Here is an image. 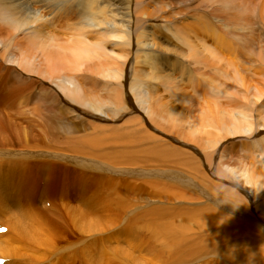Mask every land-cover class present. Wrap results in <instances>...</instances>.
<instances>
[{"label":"rangeland","instance_id":"obj_1","mask_svg":"<svg viewBox=\"0 0 264 264\" xmlns=\"http://www.w3.org/2000/svg\"><path fill=\"white\" fill-rule=\"evenodd\" d=\"M5 7L18 24L0 22V38L16 58L15 45L28 50L33 65L29 74L0 58V194L14 201L11 209L36 213L50 236L49 246L24 250L15 262L264 264V214L244 196L264 191L263 0H12ZM36 8L40 17L31 14ZM112 13L137 22L128 31L139 41L136 49L109 47L117 40L99 28L127 31ZM33 32L54 51L83 42L91 46L89 55L47 69L45 51L31 49L24 37ZM132 54L130 79L134 90L151 96L147 123L155 129L137 116L144 131L128 135L123 127L137 120L134 115L110 118L121 111L120 74L113 78V72H121ZM59 77L78 82L84 99L107 118L104 139L94 133L99 123L89 109L74 106L83 114L80 125L77 112L58 116L49 104V119L57 118L59 127L75 126L71 136L100 138L83 144L85 153L82 146L74 148L77 141L71 149L60 138L36 146L47 132L46 119L14 116L38 103L40 91L51 90L44 79ZM17 78L26 79L20 89ZM256 130L261 135L251 137ZM143 132L154 141L141 142ZM16 173L26 184L20 193L31 199L19 197L11 177ZM74 209L93 217L98 230L81 231ZM231 231L230 239L216 245L205 242L208 233Z\"/></svg>","mask_w":264,"mask_h":264},{"label":"bare ground","instance_id":"obj_2","mask_svg":"<svg viewBox=\"0 0 264 264\" xmlns=\"http://www.w3.org/2000/svg\"><path fill=\"white\" fill-rule=\"evenodd\" d=\"M11 1L12 0H0V22L4 23L6 26L18 24V21L12 15H10L9 10L5 7L6 4H11ZM229 1L230 0H226V3H229ZM31 14L33 16L40 17V12L37 8L34 9L31 12ZM110 17L111 18H117L121 24H125L127 27V31H117V30L106 31L105 29L99 28L100 31L106 32V34L111 38V40H113V39L117 40V42L110 43L109 47L111 49H114L115 47H118L121 45H126V46H128V48H130L132 50L136 49L139 46V41L137 38L133 37L132 33L130 34V32H128V31H130L134 26H136L135 23H137V22H135L134 19L129 14H114V13H112V14H110ZM22 25H24V23H22ZM87 26L88 27H94V26H96V24L90 23V24H87ZM123 26L124 25H122V27ZM143 28L148 29V25H145ZM1 31L2 30L0 28V34H1ZM5 32L9 33V29H5ZM24 37L28 41V46L31 49L40 48V49L45 51V59L47 62L46 68L48 69L50 67L54 71L66 68V67H68V66H70L76 62L84 61L87 58V55H89L88 53L90 52V47H91V46H89L83 42H77L73 48H68V49L61 48V49L54 51L56 49V47H52V46L48 45L45 42L44 38H42L38 33L37 34L35 32L24 33ZM167 38L169 41H173L172 36H168ZM49 39H51V38H49ZM0 46L2 47V50H3L2 53L0 52V58H2L4 61H8L10 63L15 64L16 70L18 68H20V69L26 71L27 73L31 74L32 65H33V58L31 56H29L28 50L15 45L13 48L17 51V55H16L17 58H16L13 53H11L9 50L6 49L7 44L5 43V41H2V38H0ZM101 50L103 52H105L106 48L103 47V48H101ZM133 58H134L133 54L130 57L126 56L125 61L122 63L121 72H119V71L113 72L114 73L113 78H116L117 75L120 74V81L116 84V87H117V89L120 90V99L118 100V105H120L121 111H120L119 115L113 116L110 119L112 122H114V121L116 122L117 120H119L120 117H123L126 115H130V116L134 115L136 117V119H137V116L140 117V119L142 120L141 123L144 121V122H146V124H148L147 122H149V118L152 115V99H151V96L149 95L148 92H144L142 90H137V91L134 90L133 81H132V79H130L131 64L133 62ZM263 58H264V0H263ZM15 69H14V71H15ZM17 80H19V81H17ZM25 80L26 79H23V78H17L16 81L14 82L15 87L19 88V86ZM44 80H49L51 90L50 91H48V90L40 91L39 97H41V98H38L39 99L38 103L33 104V107L30 110L19 111L16 113V115H14L15 117H18L22 121L25 120V122H27L26 121L27 115H33L34 117H37L40 120L46 119L45 121H42V122L45 123V130L47 132H45V136L41 135L42 138L39 139L38 143H36V146L37 145H43V143H45L44 142L45 138L48 141H50L51 139L53 140L56 138L57 139L60 138L61 141H59V143H61L62 145L69 146V147L71 146V149L73 147L72 144H74L76 146V141H77L79 147H74V148L75 149L79 148V150H80V148L82 146L84 149L83 150V152H84L87 147H85L83 144L94 145L96 143V141L100 140V138L99 139L94 138V139H90V140H88V139L85 140L86 137H79L78 136L79 138H75V136L74 137L71 136L69 130L71 128L74 129L75 126L68 127V126H66L67 123H63L64 127H59V122H58L57 118L49 119L50 113H48L47 111L50 110L48 108V106H50V105H52L54 107V110H52V113H56L58 116H61V115L66 116L67 115L66 113L73 114V113L77 112L76 116L74 115V120H76L79 124L80 123L83 124V120H82L83 118L79 117L83 114L81 113L80 110H77L75 107H77V108L83 107V108L89 109L93 113L91 115H88V116L91 117V119H93L99 123V124L92 126L94 133L99 134L100 136H102V138H104V137L107 138L105 136V132L108 128L105 127V125H101V124H105L107 118L102 116L101 108L98 105L89 103L84 99V94H83L81 86L78 82L71 83L69 80H66L65 78H62V77H59L55 80H51V78H46ZM51 85H53V86H51ZM131 91H132L133 96H134L133 102H132L130 95H129V92H131ZM65 104L67 105V108L64 107ZM55 105H57V106H55ZM47 121L50 122L49 124L51 126L48 124ZM139 122L140 121H138V119L132 120L129 124H127V126L130 125V127L126 126L123 128L127 129L126 133L128 135L131 132H134V134H136L137 132L139 133L141 130H143V129H141L142 126H139L140 125ZM30 123H32V122H30ZM82 124H80V125H82ZM76 126H77V124H76ZM150 127L152 129H155L152 126H150ZM34 128H35V126H31L32 130H34ZM118 129L119 128H110L111 131H114V130L117 131ZM32 130H30L29 132H32ZM59 130H60V134L57 136L55 132L58 133ZM247 130L248 129H245V132H247ZM250 131H252V130H250ZM146 133L143 132L141 138L140 137H138V138H140L141 142L146 141L148 144L152 143L154 141V137H152L150 134H148V133L146 134ZM117 134H119V133H117ZM259 134H260V132L258 130H256L255 132H253L251 137L257 136ZM119 135H122V134L120 133ZM122 136H125V135L123 134ZM37 137H39V136H37ZM95 139H96V141H95ZM249 139L251 140L252 138H249ZM135 140H136L135 142H137V139H135ZM91 143H94V144H91ZM138 143H140V142L138 141ZM138 143H136V144H138ZM140 145H142V143L138 144V146H140ZM17 174L18 173H16V175L14 174V176H11V177L15 178V182H16L15 188H17V190H19L18 193H20V190L22 192V188L26 184H25V182H22V180H24V177L21 174H18V175ZM243 176H244L243 178H245L247 180V181L245 180L246 182H248V183L251 182L252 178H251V174L249 172L244 173ZM235 184L237 185V183H234V185ZM260 184L262 185V183H260ZM236 187L238 189H240V188L243 189L242 187H240L238 185ZM251 187H250V189H251ZM263 187H264V182H263ZM252 190H253V188H252ZM260 193H261V190H260ZM23 194L27 195V199H31V196L26 191H25V193L23 192ZM23 194H21V193L19 194V197H21L22 199H23V196H21V195H23ZM250 194H248V192H246V191L244 192V196L247 198L248 202H250L251 206L254 209H255V207H256V209H259V210L262 209V212L264 214V191H263V194L259 195L258 197L250 196ZM255 194H257V193H255ZM83 200H85V199L83 198ZM20 201L21 200H16V203L20 202ZM13 202L14 201H12L11 199H8L6 196L0 194V227L5 228V230H6L5 232H3L4 234H0V259L5 260L4 264H18L15 261H16V258L22 256V254H21L22 251H24V250H36V249H40L41 247L50 245V241L46 237V236H48V235H46L47 233L42 232V228L44 225H42V223H41L39 226V224L37 223L38 219L36 217V213H29V212H26L25 210H23V208L19 209L18 207H17V210L11 209V204H13V205L15 204ZM27 203H25V204H27ZM73 213H74V217H75L76 213H78V217H77L78 219L76 221L78 222L79 227H80L79 229L81 231H83V232L84 231L85 232L90 231L91 232V231H97L98 230V226H96L97 223L95 226H94V223H92L93 221H95L93 219V217L90 218L83 210H81V211L79 210L77 212L74 209ZM8 215H9V217H8ZM10 215H12V218H10ZM263 219H264V217H263ZM87 223H89V224H87ZM234 234H233V232L232 233H208L209 236L206 238L204 237V238H205L206 243H209V244L212 243V244L216 245V241H220V239H221V241L224 239H228V238L230 239ZM203 235H205V234H203ZM48 237H50V236H48ZM108 256L109 255H107V257ZM91 258H93V257H91ZM96 259H98V258H96ZM89 260H92V259H90V257H89ZM107 260L104 261V264L106 263ZM94 261H93V264H101L100 259H99L100 262H98V260L96 261L95 259H94ZM90 264H92V263H90Z\"/></svg>","mask_w":264,"mask_h":264},{"label":"snow or ice","instance_id":"obj_3","mask_svg":"<svg viewBox=\"0 0 264 264\" xmlns=\"http://www.w3.org/2000/svg\"><path fill=\"white\" fill-rule=\"evenodd\" d=\"M0 231H4V229H0Z\"/></svg>","mask_w":264,"mask_h":264}]
</instances>
